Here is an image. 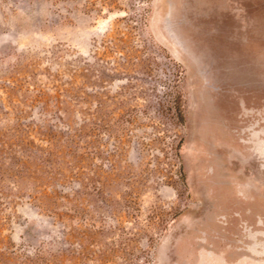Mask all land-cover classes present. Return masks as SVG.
Segmentation results:
<instances>
[{
    "label": "rangeland",
    "instance_id": "374dc122",
    "mask_svg": "<svg viewBox=\"0 0 264 264\" xmlns=\"http://www.w3.org/2000/svg\"><path fill=\"white\" fill-rule=\"evenodd\" d=\"M0 264H264V0H0Z\"/></svg>",
    "mask_w": 264,
    "mask_h": 264
}]
</instances>
